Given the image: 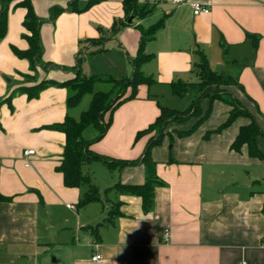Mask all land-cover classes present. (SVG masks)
I'll return each instance as SVG.
<instances>
[{
	"label": "crops",
	"instance_id": "1",
	"mask_svg": "<svg viewBox=\"0 0 264 264\" xmlns=\"http://www.w3.org/2000/svg\"><path fill=\"white\" fill-rule=\"evenodd\" d=\"M89 1L32 0L42 21L43 52L35 70L13 52L29 48L27 10L16 2L10 6L0 41V264H264V159L251 157L247 146L232 150L251 119L241 116L222 128L231 106L201 99L202 114L211 108L210 115L198 126L199 117L171 122L151 150L162 182L154 189L151 211H143L142 198L116 188L145 184L141 162L112 169L98 160L83 164L100 200L81 207L89 188L65 185L58 167L66 134L53 126L67 117L78 120L93 95L70 107L68 88L50 85L35 98L25 92L43 81L67 82L80 69L97 79L94 93H107L111 88L96 90L97 83L130 78L141 31L161 24L144 46L149 60L141 71L149 83L106 113L111 124L102 138L97 140L94 126L88 137L89 128L83 132L89 149L111 161L140 160L154 133L139 139L137 134L156 122L161 108L185 111L198 98L191 87L175 94L173 84L198 83L195 67L202 55L213 72L242 86L231 92L264 134V0H138L151 11L132 24L123 0L87 8ZM190 3L210 11L194 15ZM55 8L63 12L51 21ZM131 93L128 89L121 101ZM86 96H91L87 110H78ZM186 96L193 98L190 105L183 102ZM256 145L264 154V135ZM96 254L101 263L92 261Z\"/></svg>",
	"mask_w": 264,
	"mask_h": 264
},
{
	"label": "trees",
	"instance_id": "2",
	"mask_svg": "<svg viewBox=\"0 0 264 264\" xmlns=\"http://www.w3.org/2000/svg\"><path fill=\"white\" fill-rule=\"evenodd\" d=\"M102 0H90L87 8L90 6L99 3ZM16 2L15 7H23L27 10L24 27L27 31L24 34V39L28 42L29 48L25 51H20L16 48H13V52L19 58L27 59L31 63V67L35 70L36 65L39 63L42 56V45L40 37V25L42 21L36 16L32 8V0H0V41L5 38L8 28V13L12 3ZM124 10L126 16L129 19L131 15H134L135 18H144L150 13V9L147 5H140L138 0H123ZM63 12L60 8H55L51 10L50 20L53 21L56 17ZM125 26V24H123ZM161 27V24L154 26L148 31H141V42L139 47V52L137 57L133 60V74L130 78L122 81L112 82L118 85H127L131 87V95L124 99L119 100L111 109L110 114L114 111L121 103L126 100L134 99L136 96V91L139 85L144 83H149L141 71V67L144 63L149 60V57L144 52L145 44L152 40L156 32ZM81 58L77 60V67L80 68ZM196 74L198 76V83L195 84H173L174 93L177 95L185 94L189 87L195 89L196 91H203L208 87H219L220 85H229L236 86L240 89H243L240 84L235 81L232 77L217 74L213 72L209 66V63L204 55L201 57V62L195 67ZM97 82L95 78L85 77L81 70L77 71V77L71 79L64 83H55L50 81H43L39 85L25 89V92L28 93L30 98H35L38 96V93L44 88L50 85H58L60 87H65L70 89L73 92V95L69 99V106L76 107L80 104L83 97L88 94L93 95L92 102L87 111L83 112L78 120L67 117L65 122L60 125L53 126V129L60 130L66 134V146L63 155V160L61 165L58 167V171L64 175V183L67 187H80L88 186L89 190L80 201L79 206L83 207L93 201L100 200V194L98 188L92 183V180L89 175L83 173L82 166L85 163H88L93 160L101 161L108 168H113L115 166L125 167L129 165H134L136 163H142L147 169V180L145 184L140 186H123L117 185L116 188L121 194H129L142 198L143 202V211L148 213L153 208L154 204V189L157 185H161L162 182L157 178L156 174V163L151 157V150L153 147L161 144L164 131L171 122H183L192 117H199V121L196 126L203 122L211 113V108L203 115L200 108V101L203 95L198 97L194 104L185 111H177L169 108H161V114L157 118L156 122L149 126L145 131L139 132L136 139H139L145 135L154 133L153 137L150 139L147 149L140 160L137 161H124V160H115L111 161L105 156H100L93 153L89 147L91 142L86 141L83 138V132L94 126L99 131V137L102 138L107 132L110 124L111 117L106 124H101L103 117L109 111L105 102L109 98L107 93L96 92L94 93V84ZM108 97V98H107ZM211 101L221 100L226 104L230 105L232 110L229 114L227 122L222 126L225 128L232 124L238 117L244 116L251 119V123L243 127L240 130L236 140L232 144V150L236 152H241L244 146L248 147V152L251 157L257 159H264V154L258 149L256 145V139L259 136L264 134L260 130L259 126L248 112L237 99H228L219 95L210 94L206 96Z\"/></svg>",
	"mask_w": 264,
	"mask_h": 264
},
{
	"label": "rangeland",
	"instance_id": "3",
	"mask_svg": "<svg viewBox=\"0 0 264 264\" xmlns=\"http://www.w3.org/2000/svg\"><path fill=\"white\" fill-rule=\"evenodd\" d=\"M75 77H77V74L75 75ZM233 87H236V86H229V85H220L219 87H208L206 89H204L203 91H197L198 92V95L201 96L203 92V95L202 97L206 98V96H209L210 94H213V95H219V96H222V97H226L228 99H236L234 96H233V93L231 92L232 88ZM98 89H101L103 91H108V89L111 88V90H109L107 92V95L109 96V98L107 99V101L105 102V106H107V110L109 109V111L107 113H110L112 107L119 101L121 100V98L124 97L125 95V92L129 89H131V87H128L126 84L124 85H118V84H111V83H106V82H98L97 83V86H96V90ZM238 88V87H236ZM212 92V93H211ZM198 96V97H199ZM90 99H91V96H86L85 99L83 100L82 104L80 105L79 109L78 110H87L88 106H89V103H90ZM193 98L189 97V96H186L184 97L183 99V102L184 103H188V105H190L191 103V100ZM198 99V98H197ZM196 99V100H197ZM203 99V98H202ZM240 103V102H239ZM241 104V103H240ZM111 107V109H110ZM108 115V114H107ZM108 121V118L106 116L103 117L102 119V122L101 124H106ZM89 132H93V128H89L86 132H85V136H89Z\"/></svg>",
	"mask_w": 264,
	"mask_h": 264
},
{
	"label": "built area",
	"instance_id": "4",
	"mask_svg": "<svg viewBox=\"0 0 264 264\" xmlns=\"http://www.w3.org/2000/svg\"><path fill=\"white\" fill-rule=\"evenodd\" d=\"M171 1L173 3H175V4H184V3H186V0H171ZM190 7H191L192 12H193L194 15L207 14L210 11L207 7H204L202 4H199V3H190ZM33 154H34L33 150L25 152V156L33 155ZM169 237H170L169 231L168 230H164V232H163V241L164 242H168L169 241ZM92 261L96 262V263H101L103 261V258H102L101 255L96 254V255L93 256ZM237 264H247V263L242 261V262H239Z\"/></svg>",
	"mask_w": 264,
	"mask_h": 264
},
{
	"label": "water",
	"instance_id": "5",
	"mask_svg": "<svg viewBox=\"0 0 264 264\" xmlns=\"http://www.w3.org/2000/svg\"><path fill=\"white\" fill-rule=\"evenodd\" d=\"M134 20H135V16L131 15L130 18L128 19V24H132Z\"/></svg>",
	"mask_w": 264,
	"mask_h": 264
}]
</instances>
